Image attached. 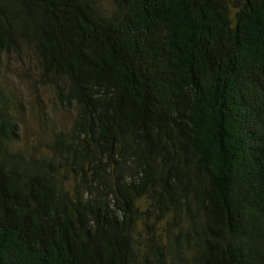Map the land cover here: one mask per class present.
Wrapping results in <instances>:
<instances>
[{
  "label": "trees",
  "instance_id": "trees-1",
  "mask_svg": "<svg viewBox=\"0 0 264 264\" xmlns=\"http://www.w3.org/2000/svg\"><path fill=\"white\" fill-rule=\"evenodd\" d=\"M73 107L14 149L0 86V264H264V0H0Z\"/></svg>",
  "mask_w": 264,
  "mask_h": 264
},
{
  "label": "rangeland",
  "instance_id": "rangeland-1",
  "mask_svg": "<svg viewBox=\"0 0 264 264\" xmlns=\"http://www.w3.org/2000/svg\"><path fill=\"white\" fill-rule=\"evenodd\" d=\"M19 45L3 54L0 62L1 90L14 100L13 111L19 124L14 149L48 152L54 135L69 129L73 107L63 104L54 86L41 75L30 45Z\"/></svg>",
  "mask_w": 264,
  "mask_h": 264
}]
</instances>
